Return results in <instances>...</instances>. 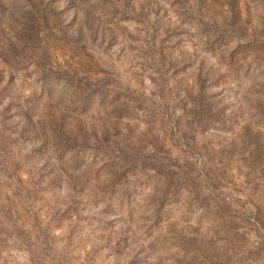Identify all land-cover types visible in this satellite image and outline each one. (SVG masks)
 I'll return each instance as SVG.
<instances>
[{
  "label": "rangeland",
  "instance_id": "1",
  "mask_svg": "<svg viewBox=\"0 0 264 264\" xmlns=\"http://www.w3.org/2000/svg\"><path fill=\"white\" fill-rule=\"evenodd\" d=\"M0 264H264V0H0Z\"/></svg>",
  "mask_w": 264,
  "mask_h": 264
}]
</instances>
